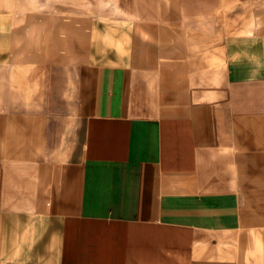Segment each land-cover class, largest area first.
Masks as SVG:
<instances>
[{
  "label": "crops",
  "instance_id": "crops-1",
  "mask_svg": "<svg viewBox=\"0 0 264 264\" xmlns=\"http://www.w3.org/2000/svg\"><path fill=\"white\" fill-rule=\"evenodd\" d=\"M33 1L0 0V264H264V0Z\"/></svg>",
  "mask_w": 264,
  "mask_h": 264
},
{
  "label": "rangeland",
  "instance_id": "rangeland-1",
  "mask_svg": "<svg viewBox=\"0 0 264 264\" xmlns=\"http://www.w3.org/2000/svg\"><path fill=\"white\" fill-rule=\"evenodd\" d=\"M33 2H34L33 0H26L27 4H32ZM47 3L48 4H51V3L58 4L57 5V8H58L57 14H58V17H60V18H64L67 14H70V15L73 14L74 17L76 18L78 14H81V13H79V10H81L82 7L80 5H75L72 1L69 2L66 0H52V2H51V0H49ZM68 5H70V6H68ZM71 5L74 7V9H72ZM67 6L70 8V10H69V8H66ZM60 109L62 111H64V110L70 111V108H68V109L60 108Z\"/></svg>",
  "mask_w": 264,
  "mask_h": 264
}]
</instances>
